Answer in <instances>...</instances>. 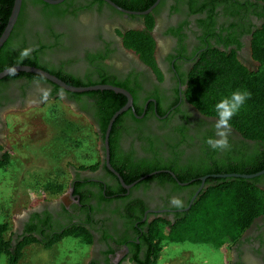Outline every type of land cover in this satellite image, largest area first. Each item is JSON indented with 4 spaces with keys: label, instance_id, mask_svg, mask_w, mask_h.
Segmentation results:
<instances>
[{
    "label": "flooded vegetation",
    "instance_id": "flooded-vegetation-1",
    "mask_svg": "<svg viewBox=\"0 0 264 264\" xmlns=\"http://www.w3.org/2000/svg\"><path fill=\"white\" fill-rule=\"evenodd\" d=\"M64 2V13L57 17L45 16L38 7L26 2L22 17L12 29L14 46L20 44L23 50L31 49L27 57L36 56L40 68L53 76L70 82H97L100 75L117 84L111 86L128 92L132 105L117 117L108 136L109 166L119 172L113 161L127 178L136 171L150 170L151 166L161 169L147 174L151 176L133 187L130 186L135 181L130 184L123 181L129 188L121 185L107 167L105 133H101L94 100L86 96L75 98L76 93L45 79H15L6 90L0 88V162L8 156V145L4 144L6 120L14 110L39 97L60 100L74 112L75 118L89 123L98 160L90 166L71 168L69 181L56 201H40L18 218L12 244L30 236L40 240V232L53 238L73 225L81 226L92 235V243L85 245L90 249L87 264H137L149 249L145 237L156 221L173 224L177 215L187 212L216 180L222 179L218 176L225 174L218 172L232 166L230 159L253 151L254 145L244 141L233 128L228 150L209 147L206 141L215 138L216 118L201 114L189 104L184 91L193 67L210 48L234 51L248 69L257 66L251 58L250 42L264 25V3ZM153 6L148 15L136 14ZM148 17L153 20L150 30ZM129 30L149 33L154 41L155 69L134 52L125 50L121 35ZM17 82L26 85L18 88ZM159 175L166 176L153 178ZM260 187L264 190V180ZM173 199L180 201L179 205L171 203ZM230 250L231 264H264V216L256 219Z\"/></svg>",
    "mask_w": 264,
    "mask_h": 264
},
{
    "label": "trees",
    "instance_id": "trees-1",
    "mask_svg": "<svg viewBox=\"0 0 264 264\" xmlns=\"http://www.w3.org/2000/svg\"><path fill=\"white\" fill-rule=\"evenodd\" d=\"M255 1L264 3V0ZM26 2L38 7L39 12L48 17L61 16L64 13L62 6L66 5L65 2L50 6L40 0H22L18 18L22 17ZM13 4L14 0H0V36L7 25ZM152 27L153 20L148 17L147 28L150 30ZM15 28L16 26L14 30ZM12 35L13 31L0 48V72L16 66H29L43 70L38 65L36 56L21 57L20 53L24 48L20 44L14 46ZM121 38L125 50L134 52L143 62L152 65L155 69L153 63L154 41L148 32L129 30L122 34ZM250 51L252 60L257 64L253 69L245 67L237 59L234 51L221 52L210 48L193 67L184 91V97L189 104L201 114L213 118H216L214 110L216 103L230 96L233 91L240 89L251 93V98L232 118L230 124L231 128L244 141L254 145L253 151L251 153L242 152L234 159H230L229 164L232 166L218 172L221 174L251 175L264 169V25L252 35ZM56 77L74 87L117 85L108 82L104 76L100 75L97 82H70L61 76L57 75ZM15 79L44 80L34 74L14 73L3 79L2 82L4 84ZM73 96L75 98L86 96L94 100L95 112L100 118L102 135L105 133L111 117L126 103V99L122 95L111 91H93L73 94ZM227 157L230 158L229 155ZM7 163L8 156H5L4 161L0 162V168ZM111 163L119 171L118 173L125 184H130L161 169L157 168V165L151 166L150 170L136 171L133 176L127 178L113 161ZM91 169L96 168L91 167ZM165 176L159 175L153 178L159 180ZM263 180L264 175L250 180L240 178L216 180L215 185L209 187L187 212L177 215L173 224L159 220L151 226L149 235L145 237L149 249L144 259H139L137 264H156L161 245L164 242L207 244L214 248L234 246L252 223L264 216V190L260 187ZM185 181L182 180V182ZM64 188L63 184L53 182L46 184L43 190L48 196L55 198L63 192ZM7 232L8 225L0 223V256L6 255L8 264H17L21 259L23 247L28 244H39L44 249H49L66 237L80 239L84 245L92 243V235L89 231L74 225L53 238L44 236V232H40V240L30 236L19 243H16V239L15 245L12 244L13 236L6 239Z\"/></svg>",
    "mask_w": 264,
    "mask_h": 264
},
{
    "label": "rangeland",
    "instance_id": "rangeland-1",
    "mask_svg": "<svg viewBox=\"0 0 264 264\" xmlns=\"http://www.w3.org/2000/svg\"><path fill=\"white\" fill-rule=\"evenodd\" d=\"M14 81L3 84L6 90ZM18 88L25 87V82ZM60 100L37 99L14 110L5 122L4 144L8 163L0 168V223L8 225L6 239L14 235L17 219L40 201L54 202L44 192L48 183L67 184L69 170L98 160L93 130L85 119ZM72 170V169H71ZM65 201V199H63ZM90 249L79 239L66 237L49 249L28 244L17 264H87ZM230 247L207 244L162 243L156 264H231ZM0 264H8L6 255Z\"/></svg>",
    "mask_w": 264,
    "mask_h": 264
},
{
    "label": "water",
    "instance_id": "water-1",
    "mask_svg": "<svg viewBox=\"0 0 264 264\" xmlns=\"http://www.w3.org/2000/svg\"><path fill=\"white\" fill-rule=\"evenodd\" d=\"M40 1H42L43 3L50 5V6L60 5L61 3L64 2V0H40ZM21 4H22V0H14L11 15L8 19L7 25H6L2 35L0 36V48L5 44V42L8 40V38L11 34V31H12V29H13V27H14L17 19H18V16H19V13L21 10ZM111 5L114 6L115 8H117L115 5H113V4H111ZM153 8H154V6L151 7L150 9L144 11V12H140V13H136V14L137 15H148L152 11ZM11 68L15 69L14 73H28V74L37 75V76L45 79L46 81H48L52 84H55L59 88L65 90L67 92H70V93L83 94V93L93 92V91H111V92H114L115 94L123 95L127 99L126 104L120 110H118L109 120L107 129L105 132V139H104L107 167L118 177L121 185L126 187V185L123 183V180L120 178L119 174L117 172H115L109 166L108 136H109V133H110L112 126H113L115 120L117 119V117L120 116L121 114H123L124 112H126L131 107L132 98H131L130 94L128 92H126L125 90H122L120 88H117V87H114L111 85H96V86H90V87H74V86L67 85V84L63 83L57 77H55V76H53V75H51V74H49V73H47L41 69L35 68V67L16 66V67H11ZM14 73H10L9 68L0 72V81L5 79L8 76L14 74ZM153 174H155V173H152L151 175H153ZM151 175H147V176H144V177L138 179L130 187L135 186L136 184L145 180L146 178H148ZM263 175H264V169L255 173V174H251V175L225 174V175H219L218 177L224 178V179L240 178V179L250 180V179H255V178L261 177ZM126 188H129V187H126ZM189 208H190V206H189Z\"/></svg>",
    "mask_w": 264,
    "mask_h": 264
},
{
    "label": "clouds",
    "instance_id": "clouds-1",
    "mask_svg": "<svg viewBox=\"0 0 264 264\" xmlns=\"http://www.w3.org/2000/svg\"><path fill=\"white\" fill-rule=\"evenodd\" d=\"M31 49L23 50L20 55L26 58L30 54ZM10 73H14V68H9ZM48 93L45 92L44 96L47 97ZM251 98V93L247 90H235L230 96L221 99L215 105L216 123L214 125L215 138L210 137L206 143L213 150L226 151L230 148L229 135L231 133V120L246 102ZM171 203L179 205L180 201L173 199Z\"/></svg>",
    "mask_w": 264,
    "mask_h": 264
}]
</instances>
